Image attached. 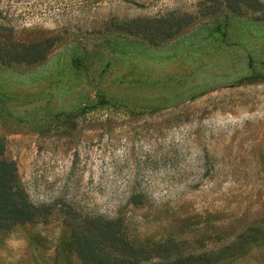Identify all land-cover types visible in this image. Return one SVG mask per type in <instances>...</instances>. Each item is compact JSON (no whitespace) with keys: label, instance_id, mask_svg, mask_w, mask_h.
Returning <instances> with one entry per match:
<instances>
[{"label":"rangeland","instance_id":"374dc122","mask_svg":"<svg viewBox=\"0 0 264 264\" xmlns=\"http://www.w3.org/2000/svg\"><path fill=\"white\" fill-rule=\"evenodd\" d=\"M38 42L0 60L3 158L39 209L0 264H84L83 218L154 254L128 264H264V0H0V53Z\"/></svg>","mask_w":264,"mask_h":264},{"label":"trees","instance_id":"16d2710c","mask_svg":"<svg viewBox=\"0 0 264 264\" xmlns=\"http://www.w3.org/2000/svg\"><path fill=\"white\" fill-rule=\"evenodd\" d=\"M187 17L173 18L168 28L162 23L156 31L148 22L133 20L126 27L149 42L167 39L187 23ZM135 29V30H134ZM155 32V33H153ZM160 32V33H158ZM42 42L21 47L19 51L0 53L5 62L33 63L43 58ZM4 144L0 136V230L13 224L31 222L39 216V209L32 206L19 186L15 165L3 158ZM70 245L84 264H128L146 260L154 255L151 250L130 243L113 221L100 218H83L70 227Z\"/></svg>","mask_w":264,"mask_h":264}]
</instances>
